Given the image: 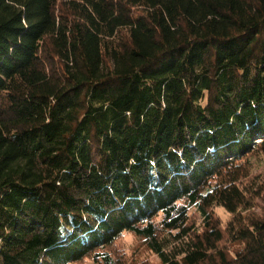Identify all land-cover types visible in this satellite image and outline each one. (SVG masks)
I'll return each instance as SVG.
<instances>
[{
    "label": "trees",
    "instance_id": "obj_1",
    "mask_svg": "<svg viewBox=\"0 0 264 264\" xmlns=\"http://www.w3.org/2000/svg\"><path fill=\"white\" fill-rule=\"evenodd\" d=\"M254 158L264 0H0V264H264Z\"/></svg>",
    "mask_w": 264,
    "mask_h": 264
},
{
    "label": "rangeland",
    "instance_id": "obj_2",
    "mask_svg": "<svg viewBox=\"0 0 264 264\" xmlns=\"http://www.w3.org/2000/svg\"><path fill=\"white\" fill-rule=\"evenodd\" d=\"M263 160V159H262ZM254 158L252 161V170H251V179L257 180L259 183H264V160ZM259 176V178H256ZM256 205L261 207V210L258 209V213L263 212L264 202L262 199L256 200ZM259 207V208H260ZM215 216L218 217L223 226L227 225L232 220V215L229 214L223 208L217 207L214 209ZM189 216L191 220L197 224V227L201 226L202 218L194 210H190ZM117 258L122 259L124 264H132L133 258L138 264H161L160 260L154 254H151L142 247V242L132 234H124L123 237L115 244L113 250ZM136 255V256H135ZM83 264H93L91 260H86Z\"/></svg>",
    "mask_w": 264,
    "mask_h": 264
}]
</instances>
